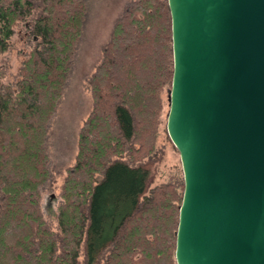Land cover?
<instances>
[{
  "label": "trees",
  "instance_id": "obj_1",
  "mask_svg": "<svg viewBox=\"0 0 264 264\" xmlns=\"http://www.w3.org/2000/svg\"><path fill=\"white\" fill-rule=\"evenodd\" d=\"M30 16L37 45L15 87L2 82L0 69V264H176L183 179L150 186L161 157V92L172 80L167 0L131 1L102 48L89 79L92 110L61 187L57 231L40 208L50 178L45 141L85 0H0V54L13 25Z\"/></svg>",
  "mask_w": 264,
  "mask_h": 264
},
{
  "label": "water",
  "instance_id": "obj_2",
  "mask_svg": "<svg viewBox=\"0 0 264 264\" xmlns=\"http://www.w3.org/2000/svg\"><path fill=\"white\" fill-rule=\"evenodd\" d=\"M176 264H264V0H167Z\"/></svg>",
  "mask_w": 264,
  "mask_h": 264
},
{
  "label": "rangeland",
  "instance_id": "obj_3",
  "mask_svg": "<svg viewBox=\"0 0 264 264\" xmlns=\"http://www.w3.org/2000/svg\"><path fill=\"white\" fill-rule=\"evenodd\" d=\"M131 1L85 0L86 16L81 35L75 43L70 73L50 119L45 141L50 178L47 185L41 188L40 208L52 230H58L57 208L62 203L61 187L67 169L75 164L79 129L92 110L89 79L101 62L102 48L110 38L116 19ZM31 25L32 16L18 20L12 27L7 50L0 54L2 82L12 87L20 80L24 62L37 45V40L30 33ZM168 92L169 87L161 92V112L156 136V148L160 150L161 157L153 168L151 187L167 182L170 177L182 179L179 153L166 131ZM82 258L83 255L80 260Z\"/></svg>",
  "mask_w": 264,
  "mask_h": 264
}]
</instances>
